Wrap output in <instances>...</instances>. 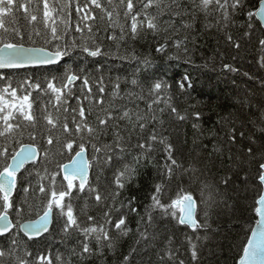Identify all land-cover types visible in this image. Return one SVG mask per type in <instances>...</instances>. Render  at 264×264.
Wrapping results in <instances>:
<instances>
[{
  "label": "trees",
  "instance_id": "16d2710c",
  "mask_svg": "<svg viewBox=\"0 0 264 264\" xmlns=\"http://www.w3.org/2000/svg\"><path fill=\"white\" fill-rule=\"evenodd\" d=\"M228 2L231 4L232 0ZM17 3L26 4L28 13L18 8L5 17L9 32L0 30V35L15 39L26 47L46 46L51 49V45H45V40L51 38L52 21L45 26L43 0H17ZM48 3L57 9L53 18L58 31L67 33L63 41L53 43H71L73 40L80 43L91 37L88 43L100 46L105 54L88 57L77 50L58 66L0 71V75L11 78L14 87L28 78L40 82L44 88L45 80L53 76L57 77L54 83L59 84L66 69L81 76V80L72 85L68 104L63 105L59 112L52 106L54 100L50 101V93L45 95L40 90L28 88L36 126L28 125L21 118L22 136L14 132L8 137H0V150L7 147L9 154L19 150L16 140L21 144L36 145L41 153L40 160L35 165L26 166L18 176L13 201L17 206L24 201L27 203L20 217L10 211L15 224L12 232L19 231L17 219L20 223L34 220L37 213L42 212L50 193H39L40 184L48 189V173L58 172L57 164L70 162L69 157L74 154L63 147L73 136L65 133L62 125L67 122L72 129V119L75 117L80 121L78 109L83 106L86 122L103 129L92 142L98 146L113 145L116 133H119L126 151L121 159L119 148H114L109 153L113 157L111 165L103 163L102 159L99 163L93 162L89 184L100 191V202L87 189L83 193L73 190L71 198L66 197V202L71 199L82 226L103 224L104 213L108 212L112 223L105 224V228L109 230L112 247L106 246L108 241L98 244L94 238L86 240L76 230L65 233L59 210L54 209V223L46 236L30 240L20 232L15 246L11 245L9 238L0 237V248H18L17 255L33 262L40 255L48 256L53 264H181V261L183 264H238L258 219L254 212L255 200L262 192L257 173L259 164L264 162V47L259 44V40L264 39V29L255 15L248 16L249 12H256L260 0H240L242 6L234 13L229 7L228 21L223 19L222 11L211 10L206 14L200 8V0H175V3L173 0H161L158 6L154 4L150 8H144L147 0H133V13H141L138 20H143V13L147 12L156 17L159 29L153 32L145 25L138 28L135 38L130 31L131 14L125 16L127 0L124 3L121 0H100L102 8L90 5L89 0H48ZM78 6L83 11L78 12ZM106 12H112L111 20ZM31 14L37 16L36 21H31ZM85 15L95 19L84 20ZM77 26L82 31L77 32ZM88 26L92 28L91 33ZM12 29L19 30L24 40L19 41ZM122 29L123 39L120 38ZM36 32L40 35L37 36ZM109 36L116 39H109ZM177 42L180 43L179 48L175 47ZM161 45H165V50L157 52ZM145 60L150 63L145 65ZM225 65L234 71L225 69ZM85 76L90 81L91 93L82 87ZM101 78L104 93L98 91L97 81ZM133 78L138 80V85L131 84ZM153 79H162L171 85L164 96L170 107L158 103L152 105V110L148 109L153 99L148 91ZM182 82L186 85L184 91L178 88ZM117 83L118 90L115 89ZM188 84L191 87H187ZM3 86L4 82L0 81V88ZM114 91L118 94L114 95ZM23 94L18 90V96ZM101 98L103 103H97ZM63 107H67L68 112L65 113ZM171 107H175L185 119H178L177 113L171 112ZM74 108L77 109L75 113L72 111ZM160 109L164 110L161 112ZM124 111L133 115V121L135 113L139 112L145 117L141 123L146 127L141 130L136 125L133 130L132 124L119 118ZM109 112L114 119L100 126L99 119H105ZM48 113L54 119L58 117L57 128L52 129L47 124L44 116ZM196 114H199V119ZM153 132L164 139L163 144L149 141ZM29 133L35 134L34 141ZM48 136L53 138V145H47ZM89 139L85 135L83 142L91 160L95 153ZM80 142L76 138L73 148L76 149ZM138 143H152L153 150L141 159L131 181L125 182L119 195L114 196L117 191L115 173L124 163H132L134 156L142 152L136 147ZM166 145L172 146V156L180 165L174 167L171 176L165 169V164H170ZM249 148L252 149L251 154ZM45 149L48 151L46 160ZM5 163H10V158L0 157V169ZM62 178V173L56 178L57 191L61 189ZM205 183L210 189H205L202 194ZM156 185L163 188L165 195L161 202L164 204L170 203L178 191L192 194L198 203L197 219L203 226L193 231L180 225L177 219L164 215L160 209L153 208L152 196ZM26 188L27 192L24 191ZM209 191L215 200L211 206L206 203ZM88 216L95 217V220L89 222ZM120 218L125 219L122 228L126 234L115 229ZM7 237H11V233ZM85 242L92 251L81 255L82 243ZM192 245H196L195 260L191 255ZM25 250L31 256L25 257ZM2 264H13L12 258L6 257Z\"/></svg>",
  "mask_w": 264,
  "mask_h": 264
},
{
  "label": "snow or ice",
  "instance_id": "6c2138e0",
  "mask_svg": "<svg viewBox=\"0 0 264 264\" xmlns=\"http://www.w3.org/2000/svg\"><path fill=\"white\" fill-rule=\"evenodd\" d=\"M31 2V0H29ZM111 2V0H109ZM121 3H124V0H121ZM161 0H147V3L144 5V8H150L154 4L159 5ZM175 3V0H173ZM89 4L95 6L96 8H102L100 0H89ZM88 5L86 4L85 7ZM242 5L240 0H232V3L229 4L228 0H200V8L206 14L210 13L211 10L222 11L223 19L228 21L230 18V13L228 11L229 7L233 10V13L240 8ZM23 9L24 12L28 13V6L24 3H17V0H0V30L3 33H8L9 28L5 24L4 18L12 14L16 9ZM127 11L125 16L127 17L131 14V25L130 31L132 37L138 34V28H143L145 25L147 29L152 30L153 32L158 31V25L155 22L156 17L149 15L147 12H144V19L138 20V17L141 15L140 12L133 13V0H127L126 3ZM77 11H83V9L77 8ZM57 12L55 7H50L48 0H43V18L45 26H48V21H52L51 25V38L45 40V45H51V49L46 46L40 47H25L23 43L17 42L15 39H8L0 35V69H23L30 66H43V65H54L60 63L64 60L65 57H71L75 51H80L86 54L88 57H98L104 55L100 46L90 45L88 40L91 37L83 39L80 43H77L73 40L71 43L64 41L63 44L53 43V41H63L64 36L67 34L66 31L61 33L58 31L53 18V13ZM109 20L112 19V12H106ZM257 16L258 18L264 20V0H260V7L256 13L249 12L248 16ZM31 21H36L37 16L34 14L30 15ZM84 20L95 19L94 16L85 15ZM77 32L82 31L79 26L75 29ZM15 33V36L19 38V41L24 40V35L17 29H12ZM88 31L91 33L92 28L88 26ZM36 35L39 36L40 33L36 32ZM109 39H116L115 36H109ZM121 39H123V29L121 30ZM31 39V37H29ZM231 39V37H229ZM259 44L264 47V39L259 40ZM175 47L179 48L180 43L177 42ZM239 48V45H236ZM165 50V45H161L157 48V52ZM114 58L126 60L125 56H115ZM135 59V57H132ZM173 57H169L172 59ZM145 65L150 62L145 60L143 61ZM262 66H264V58H262ZM225 69H230L229 65L224 66ZM83 71V69H81ZM136 72H139V68L136 69ZM187 80V77L184 78ZM57 80V77L53 76L51 79H46V87L42 88L41 83L38 81H31L28 78H24L20 81L17 87H14L11 78L6 75H0V81L4 82V86L0 88V137H8L12 133L16 132L19 135H23L24 128L21 123L22 121L28 122V125L35 127L36 126V117L33 114V104L30 101L31 92L27 91L28 88L34 90H40L45 95L51 94L49 99L50 101L54 100L53 108L59 112L63 105L68 104V96L72 95V85L77 81L81 80L75 71L66 69L63 77L60 78L59 84L54 83ZM138 80L133 78L131 84L136 86L138 85ZM25 85L27 88H25ZM102 78L97 81L98 91L104 93L105 89L102 86ZM82 87L86 88L88 93L92 92L90 86V81L85 76L82 80ZM141 87H143L141 85ZM185 83H180L178 88L180 91L185 90ZM187 87H191V84H188ZM171 85L162 79H153L151 85L148 89L149 95L153 97L152 102L148 105V109L152 110L153 104L164 103L166 106L168 100L164 99L166 93L169 92ZM115 89H119V83L115 85ZM18 90L23 92V95L18 96ZM114 95L118 92L114 91ZM86 98V97H85ZM142 98V97H141ZM170 99V96H169ZM97 103H103V99L97 101ZM164 109H160L162 112ZM46 111V110H45ZM63 111L68 112L67 107H63ZM75 113L77 109H72ZM171 112L177 113L178 119L184 120L185 116L179 115L175 107H171ZM80 116V121H77L75 117L72 119V129L69 128V124L65 122L62 127L65 133H69L73 136V139L68 140L63 147H65L70 152L74 153L69 157L70 163L57 164L59 169L58 172L48 173L49 176V187H46L43 184L39 186V193L43 194L48 191L50 194L46 201L42 212L37 213V218L34 220H28L26 222L20 223L17 219L16 223L19 224V231L13 233L12 230L15 227L13 220L10 219V211L15 212L17 217H20L24 212V204L27 201H24L22 204L17 206L16 202L12 199L13 190L16 188L17 184V173L25 167L26 164H33L37 162L39 156L38 147L34 144H21L19 140L15 142L20 145L19 150H13L11 154L8 153V148L4 147L0 150V157H4L5 160H11V163H5L2 169H0V237H6L10 239L11 245H17L18 241L16 239L22 232L29 239L34 237H39L42 233H45L49 230V224L53 215L54 209L59 210L58 215L64 221L63 231L68 233L71 230H76L81 232L85 239L94 238L98 244L108 241L106 245L111 248V236L109 235V230L105 228V224H111L112 221L109 218V213L105 212V221L103 224H92L82 226L78 216L75 214L74 206L71 203V199L66 202V197L71 198L73 190H76L79 193L85 192L86 188L90 195H94V198L97 202L102 200V195L100 191L89 184V171L94 166L93 162L99 163L101 159L103 163L111 165L112 155L109 153L114 148H119V155L122 159L123 154L125 153V148L121 144L123 139L119 133H116V140L113 142V145L102 144L98 146L92 141L97 138V136L103 131L102 128H94L88 124L85 120V108L80 106L78 109ZM120 119H126L129 124L133 125V130L136 125L143 130L146 125L141 123L145 119L143 115L139 112L135 113V121H133V115L129 111H124L123 114L119 117ZM196 118L199 119V114H196ZM47 124L51 126L52 129L58 127V117L53 118L51 113H48L44 116ZM67 120V118H65ZM114 119V116L111 112L108 113L105 119H99V125L104 126L109 120ZM154 119V117H153ZM195 127V125H194ZM51 131V129H50ZM87 135L90 139L88 143L91 145V148L95 155L92 156L91 160L88 159L85 155L86 144L83 142L84 136ZM243 136V133H240ZM30 138L34 141L36 136L34 133H29ZM76 138H79L81 142L77 144L76 149L73 148ZM232 139H235V136H232ZM149 141L152 143L159 142L164 143V139L157 137L155 132H153ZM53 138L51 136L47 137V145H53ZM152 143H138L136 147L142 150L141 153L137 154L133 158L132 163H124L121 169H118L114 176V184L117 191L115 195H119V190L123 189L125 182H130L133 176L137 172V165L140 164L142 158H146L147 154L153 150ZM165 151L167 152V159L170 161V164H165V169L167 175L171 176L174 167H180L177 160L172 156V146L166 145ZM248 152L251 154L252 149L249 148ZM101 154H103L101 156ZM48 157L47 149L44 150V159ZM47 172V168H45ZM63 173V178L61 181V189L57 191L56 178L60 173ZM37 175H40L37 172ZM44 177H41L43 179ZM246 179V178H245ZM257 179L259 185L262 186V192L259 195L258 199L255 200L254 212L259 217L256 220L255 229L251 230V238L247 239L246 246L243 247V255L239 260V264H264V162L259 164V170L257 173ZM78 181V184H77ZM66 182V184L64 183ZM205 189H210L208 184H203L201 189L202 194ZM25 192L28 189H24ZM163 195H165L161 185L155 186V194L152 196V207L158 208L164 215L171 216L173 219H177L180 225H187L191 227L193 231H196L198 228L202 227L197 219V201L194 199L193 195L187 192L178 191L175 198L171 199L170 203L164 204L161 202ZM203 199V195H202ZM214 197L211 191H209L206 203L211 206V203H214ZM29 208L31 205L28 206ZM132 211H136L132 209ZM89 222L95 220V217L88 216ZM151 219V217H150ZM125 225V219L120 218L115 223V229L120 230L124 234L126 231L122 228ZM11 233V237H7L6 234ZM192 258L193 260L197 259L196 245H192ZM91 248L88 243H82V253H91ZM18 248L12 247L7 250L0 248V264L6 257L12 258L13 264H53L52 260L48 256L40 255L35 259V262L25 259L24 257L17 255ZM24 256H31V253L25 250ZM171 258V257H170ZM59 260V257L57 258ZM127 259V257L125 258ZM70 264V262H69ZM181 264L183 262L181 261Z\"/></svg>",
  "mask_w": 264,
  "mask_h": 264
},
{
  "label": "water",
  "instance_id": "95a60500",
  "mask_svg": "<svg viewBox=\"0 0 264 264\" xmlns=\"http://www.w3.org/2000/svg\"><path fill=\"white\" fill-rule=\"evenodd\" d=\"M259 7H260V3H259V5H258V8H257L256 12L259 10ZM256 12H255V13H256ZM256 18H257V20L260 22L262 28L264 29V20L258 18L257 16H256ZM25 47H26V46H25ZM64 59H65V58H64ZM63 61H64V60H62L60 63H58V64H54V65L30 66V67L23 68V69H0V71H17V70H26V69H36V68H48V67L58 66V65H60ZM38 150H39V148H38ZM85 155H86V157L89 159V153H88V150H87V149H86ZM40 157H41V153H40V150H39V156H38V158H37V162L40 160ZM10 163H11V161H10ZM68 163H70V162H68ZM28 165H31V163L26 164L25 167L28 166ZM25 167H24V168H25ZM24 168L21 169V170L17 173V180H18V176L22 173V171L24 170ZM61 173H62V172H61ZM62 176H63V173H62ZM90 178H91V169H90V171H89V182H90ZM77 184H78V181H77ZM86 189H87V188H86ZM16 190H17V184H16V188L13 190L12 199L14 198V196H15V194H16ZM197 204H198V203H197ZM197 215H198V208H197ZM10 219H12L11 216H10ZM258 219H259V217H258ZM13 223H14V222H13ZM53 223H54V220H53V215H52V218H51V221H50V224H49V230H48L47 232H45V233H42L39 237H34V238L30 239V240H37V239H41V238H43L44 236H46V235L50 232V230H51V228H52V226H53ZM184 226H187V225H184ZM187 227H189V226H187ZM255 227H256V225H255ZM255 227H254V229H255ZM189 228L191 229V227H189ZM14 229H15V227L13 228V230H14ZM13 230H12V231H13ZM191 230H192V229H191ZM21 233H22V232H21ZM9 234H10V233H9ZM9 234H6V236L9 235ZM22 234H23V233H22ZM23 235H24V234H23ZM24 236H25V235H24ZM25 237L28 238L27 236H25ZM250 238H251V236H250ZM28 239H29V238H28ZM238 264H239V262H238Z\"/></svg>",
  "mask_w": 264,
  "mask_h": 264
},
{
  "label": "bare ground",
  "instance_id": "6f19581e",
  "mask_svg": "<svg viewBox=\"0 0 264 264\" xmlns=\"http://www.w3.org/2000/svg\"><path fill=\"white\" fill-rule=\"evenodd\" d=\"M256 225V224H255ZM255 225H254V227H255ZM254 229V228H253ZM251 236V235H250ZM239 262V261H238Z\"/></svg>",
  "mask_w": 264,
  "mask_h": 264
}]
</instances>
